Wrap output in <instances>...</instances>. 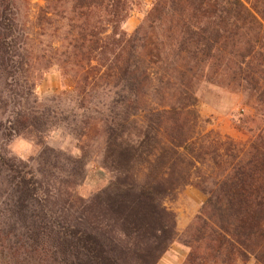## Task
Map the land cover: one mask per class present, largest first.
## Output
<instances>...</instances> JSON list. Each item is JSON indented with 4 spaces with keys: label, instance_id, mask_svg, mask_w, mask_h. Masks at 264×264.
<instances>
[{
    "label": "trees",
    "instance_id": "obj_1",
    "mask_svg": "<svg viewBox=\"0 0 264 264\" xmlns=\"http://www.w3.org/2000/svg\"><path fill=\"white\" fill-rule=\"evenodd\" d=\"M131 5L0 0V264H157L177 237L163 201L188 186L205 201L183 264H264V0H153L127 34ZM54 66L66 99L42 101ZM201 82L245 96L246 147L200 134ZM55 129L80 156L48 146ZM16 137L35 159L7 152ZM96 144L109 180L78 197Z\"/></svg>",
    "mask_w": 264,
    "mask_h": 264
},
{
    "label": "rangeland",
    "instance_id": "obj_2",
    "mask_svg": "<svg viewBox=\"0 0 264 264\" xmlns=\"http://www.w3.org/2000/svg\"><path fill=\"white\" fill-rule=\"evenodd\" d=\"M129 17L122 28L127 34L144 23L147 13L152 7L153 0H131ZM45 0H31L30 16L42 7ZM66 90H69L66 88ZM56 67H52L44 75L42 81L35 88L36 96L42 101H50L61 95L66 99ZM194 96L197 99L196 111L201 118L200 134L208 132L217 133L220 136L229 137L233 142L246 147L256 132L257 121L254 118V110L246 105L245 96L239 91L226 88L225 85H216L206 82L199 83L195 88ZM49 147L58 151L64 156L78 157L80 152L77 149L78 141L62 129L53 130L47 140ZM7 152L15 158L23 161L36 158L38 149L29 141L21 137L12 139L6 146ZM101 158V147L96 144L90 149L87 155L85 179L76 188L75 195L86 198L95 194L107 185L109 174L98 166ZM205 196L194 187L188 186L181 189L174 198H167L163 201L166 209L176 216L177 237L169 247L168 251L160 258L157 264H183L188 254V249L182 245V239L193 221L202 204ZM242 264V263H239ZM244 264H258L250 258Z\"/></svg>",
    "mask_w": 264,
    "mask_h": 264
}]
</instances>
